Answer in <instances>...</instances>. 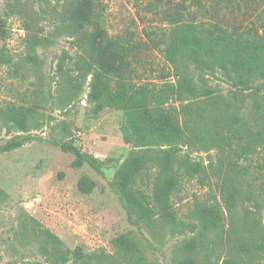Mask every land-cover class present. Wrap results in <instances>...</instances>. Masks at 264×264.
<instances>
[{
	"label": "trees",
	"instance_id": "obj_1",
	"mask_svg": "<svg viewBox=\"0 0 264 264\" xmlns=\"http://www.w3.org/2000/svg\"><path fill=\"white\" fill-rule=\"evenodd\" d=\"M46 1L49 0H24L23 4L11 1L0 12V30L6 33L5 16L25 14L24 4ZM129 1L134 2L139 13L143 12L139 16L143 21L149 19L148 13L159 19L148 20L142 36L128 27L124 32L111 33L103 0H53L50 33L33 31L27 20L30 54L38 46L53 44L57 36L69 34L77 49L75 67L92 74L94 90L110 105L129 109L135 128L127 132V139L144 149L121 163L115 185L127 209L137 221L147 224L153 239L158 238L156 223L160 218L170 229L185 231L186 222L175 206L174 195L185 180L197 177L205 181L214 175L220 200L212 205L196 201L190 217L199 230L180 243L178 261L256 264L264 258V160L255 164L253 160L264 150V92L254 99L253 106L261 125L248 126L238 103L245 101V92L250 89L264 91V0ZM259 6L262 7L258 9ZM251 9L254 12L248 24L229 22L230 14L249 13ZM146 48L159 52L166 66L155 65ZM2 52L0 48L4 56ZM68 55L60 58L61 76L67 73ZM193 70L200 73L202 80L222 73L237 87L233 96L237 103L198 84ZM259 79L263 82L256 84ZM34 111L25 105L0 107V117L9 130L27 132ZM25 143L26 139L12 141L7 149ZM188 145L216 148V160L205 164L187 158L181 153ZM61 147L74 152L75 167L89 163L78 146ZM78 186L89 193L95 183L84 176ZM60 243L53 232H45L43 249L53 252L52 264L69 261L54 256ZM114 245L117 260L104 253H92L69 264H149L133 232L117 237Z\"/></svg>",
	"mask_w": 264,
	"mask_h": 264
},
{
	"label": "rangeland",
	"instance_id": "obj_2",
	"mask_svg": "<svg viewBox=\"0 0 264 264\" xmlns=\"http://www.w3.org/2000/svg\"><path fill=\"white\" fill-rule=\"evenodd\" d=\"M11 1L15 0H0V12ZM103 1L111 33L124 32L128 27L142 36L141 30L149 25L148 20H159L148 13L151 16L143 21L139 17L143 12L139 13L129 0ZM19 2L23 4L24 0ZM24 10V15L5 16L6 33L0 30L4 55L0 53V107L25 105L35 110L27 132L9 130L0 117V264H52L53 252L43 249L47 230L60 238L54 256L67 258V264L92 253H104L117 260L114 241L127 232H133L141 241L149 264H181L177 248L184 238L199 230L194 227L197 222L190 217V211L197 200L208 205L220 200L217 178L209 175L205 181L197 177L185 180L174 195L175 206L186 222L185 231L170 229L160 218L156 223L158 238L153 239L147 224L137 221L127 209L115 185L121 163L130 154L144 149L127 139V132L135 128L129 109L110 105L105 96L94 90L92 74L75 67L77 49L69 34L57 36L53 44L38 46L30 54L27 20L33 31L50 33L53 0L40 5L24 4ZM251 12L254 10L230 14L228 20L246 25L252 19ZM39 27L45 30L40 31ZM146 49L155 65L166 66L159 52ZM65 53L69 54L67 75L61 76L58 65ZM192 75L198 84H205L224 100L237 103L233 96L238 89L222 73L205 80L197 71L193 70ZM261 82L262 79L255 81ZM255 90L246 91L245 101L238 103L240 113L251 127L261 125L253 106L254 99L260 98L264 91ZM23 139L24 145L7 149L10 142ZM61 144L78 146L89 163L75 167L74 152L64 150ZM181 154L208 164L216 160L217 149L188 145ZM263 160L264 150L254 155L253 163ZM84 176L95 183L89 193L78 186ZM242 212L239 205L238 214ZM228 227L226 221L225 228ZM256 264H264V258Z\"/></svg>",
	"mask_w": 264,
	"mask_h": 264
}]
</instances>
